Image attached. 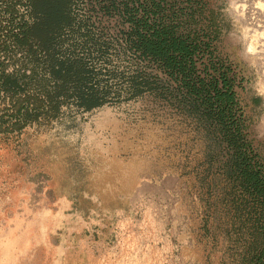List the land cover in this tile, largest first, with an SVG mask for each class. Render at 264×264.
<instances>
[{"label":"rangeland","instance_id":"1","mask_svg":"<svg viewBox=\"0 0 264 264\" xmlns=\"http://www.w3.org/2000/svg\"><path fill=\"white\" fill-rule=\"evenodd\" d=\"M69 13L53 56L34 43L29 53L31 0H0V264L239 262L221 252L223 217L211 216L238 188L232 151L165 97L174 83L154 84L167 74L131 42L155 28L191 36L196 73L231 80L264 171V0H70ZM49 58L62 73L83 60L107 100L87 110L70 83L51 108L45 92L60 80ZM138 72L155 86L136 94Z\"/></svg>","mask_w":264,"mask_h":264},{"label":"trees","instance_id":"2","mask_svg":"<svg viewBox=\"0 0 264 264\" xmlns=\"http://www.w3.org/2000/svg\"><path fill=\"white\" fill-rule=\"evenodd\" d=\"M31 2L38 16L36 22L24 31L25 41L22 42L29 53L32 52L31 43L50 51L62 25L71 21L70 0ZM131 43L139 52V57L154 62L167 74V82H162V79L154 76V84L156 81L162 85L174 83L170 85L174 89H169L165 97H170L181 105L187 116L202 126L216 144L224 143L225 149L232 151L226 170L230 178L238 183V188L233 187L226 192L221 197L224 204L220 209L215 205V210L211 213L213 219L215 216L223 217V223L217 226V234L224 239L221 252L239 255L241 260L236 264H264V171L255 155L249 152L248 142L243 135L242 117L239 114L241 107L227 73L221 72L218 77L212 76L210 79L198 75L195 57L201 49L200 46L191 36L178 35L170 28H155L144 35L139 32L137 39ZM49 54L53 56L54 53L50 51ZM49 62L53 77L60 80V84L45 92L51 108L58 104V97L68 96L65 86L70 83L73 85V94L78 105L87 110L100 106L107 100L106 91H99L87 85L86 74L91 73V70L83 60L69 63L63 73L61 61L49 58ZM129 78L136 94H139L144 86H155L152 85L149 75L144 72H138ZM209 162L211 167L213 162ZM216 187V181L212 179L207 189L211 191ZM225 188L223 185L222 189ZM231 206L234 207L232 213ZM203 221L202 230L205 235L207 220ZM221 264H225L224 260Z\"/></svg>","mask_w":264,"mask_h":264}]
</instances>
